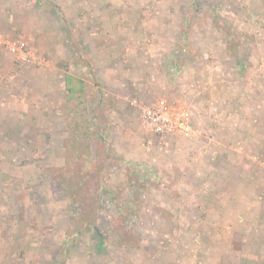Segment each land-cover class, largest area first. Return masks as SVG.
<instances>
[{
  "label": "rangeland",
  "instance_id": "1",
  "mask_svg": "<svg viewBox=\"0 0 264 264\" xmlns=\"http://www.w3.org/2000/svg\"><path fill=\"white\" fill-rule=\"evenodd\" d=\"M0 33L37 58L0 48V264L256 255L264 0H0ZM160 98L203 134L149 132Z\"/></svg>",
  "mask_w": 264,
  "mask_h": 264
},
{
  "label": "built area",
  "instance_id": "2",
  "mask_svg": "<svg viewBox=\"0 0 264 264\" xmlns=\"http://www.w3.org/2000/svg\"><path fill=\"white\" fill-rule=\"evenodd\" d=\"M0 48L15 54L22 63H33L37 59L31 51H25L22 40H15L3 33H0ZM141 121L149 132L161 137L178 135L194 139L203 134L202 128L195 123L192 111L188 107L171 104L165 98H160L143 106Z\"/></svg>",
  "mask_w": 264,
  "mask_h": 264
},
{
  "label": "crops",
  "instance_id": "3",
  "mask_svg": "<svg viewBox=\"0 0 264 264\" xmlns=\"http://www.w3.org/2000/svg\"><path fill=\"white\" fill-rule=\"evenodd\" d=\"M66 76H65V85H66ZM68 90V89H67ZM69 92V91H68ZM242 251H245L244 246L242 247ZM227 251V250H226ZM230 250H228L225 254L224 257H226L227 259H229V262L227 264H255L254 262L257 261L258 264H263L264 262V254H261L260 252H264V243L261 244L260 246L258 245L257 249H256V255L253 254H248L246 259H241V260H235V262H231L233 261L232 258H230ZM245 255V254H244ZM256 262V263H257Z\"/></svg>",
  "mask_w": 264,
  "mask_h": 264
},
{
  "label": "trees",
  "instance_id": "4",
  "mask_svg": "<svg viewBox=\"0 0 264 264\" xmlns=\"http://www.w3.org/2000/svg\"><path fill=\"white\" fill-rule=\"evenodd\" d=\"M66 87L69 91V93L72 95V97H75L77 95H80L81 93H83L82 91H84L85 89V85L84 83L80 82L79 80H76V84L72 83V76L70 74H67L66 76Z\"/></svg>",
  "mask_w": 264,
  "mask_h": 264
}]
</instances>
